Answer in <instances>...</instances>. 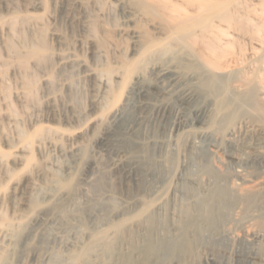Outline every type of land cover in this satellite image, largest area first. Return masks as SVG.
Returning a JSON list of instances; mask_svg holds the SVG:
<instances>
[{"label": "rangeland", "instance_id": "374dc122", "mask_svg": "<svg viewBox=\"0 0 264 264\" xmlns=\"http://www.w3.org/2000/svg\"><path fill=\"white\" fill-rule=\"evenodd\" d=\"M203 1L258 34L215 19L230 37L221 69L198 43L125 76L146 40L167 42L155 3L0 0V264H124L127 238L76 258L116 226L142 248L148 214L154 240L194 221L189 249L153 264H264V6Z\"/></svg>", "mask_w": 264, "mask_h": 264}, {"label": "bare ground", "instance_id": "6f19581e", "mask_svg": "<svg viewBox=\"0 0 264 264\" xmlns=\"http://www.w3.org/2000/svg\"><path fill=\"white\" fill-rule=\"evenodd\" d=\"M150 2L155 3L156 6L154 7L155 9L148 6L147 9L150 14L161 18L163 17L170 21L166 27V29L168 28L167 42L162 46H158L157 40H146L143 51H141L143 54L142 61L133 60L129 65L131 68L127 67L125 76H127L132 68H139L147 64L153 56L161 54L162 52L172 51L176 46L185 48L186 51H191L194 50V47L198 43L202 44V54L200 55L201 58L199 57L202 65L208 66L211 70L221 69V66L224 64L222 58L227 53L226 47L230 43V37L227 36V31L222 33L213 29L212 21L215 19H219L231 27L240 24L241 28L247 31L250 30L253 35L259 32L258 26H249V22H251L249 18L238 19L229 9H226L225 6L214 5L210 1L198 3L197 0H187V6L193 8V12H195L193 16L186 15L184 13V8L180 10L181 3L173 0H150ZM261 2L264 6V0ZM195 29L197 30L195 31ZM46 48L47 45L45 40L41 39L36 45L34 44L32 46V50L30 51L31 56L36 59L40 58V55L43 54ZM189 66L195 67V64L189 63ZM162 73L166 74L165 72ZM211 81L213 90H219L223 84V79L215 73L211 75ZM63 186L69 187L70 185L64 184ZM144 221L149 228L144 236L142 248L135 244L134 238L123 226H116L111 238H106L104 235L96 237L87 248L77 255L76 259L81 260L83 263H87L90 251H97L98 249H101V251L111 250L114 248L115 244L125 238L130 240V252L121 257L124 264H138V262L132 258L134 252L139 253L142 260L140 263L153 264L158 262L163 254L185 253L191 246V241L187 235L188 225L194 223L191 217H186L185 222L182 223V226L179 228L177 238H172L171 240L165 238L154 240L153 233L151 232L152 228H150L154 222L153 216L148 214L144 218Z\"/></svg>", "mask_w": 264, "mask_h": 264}]
</instances>
